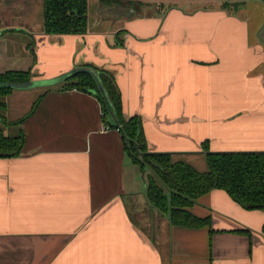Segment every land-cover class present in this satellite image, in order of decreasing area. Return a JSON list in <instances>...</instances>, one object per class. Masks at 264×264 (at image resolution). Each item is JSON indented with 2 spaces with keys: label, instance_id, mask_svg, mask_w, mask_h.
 <instances>
[{
  "label": "crops",
  "instance_id": "0c3cea01",
  "mask_svg": "<svg viewBox=\"0 0 264 264\" xmlns=\"http://www.w3.org/2000/svg\"><path fill=\"white\" fill-rule=\"evenodd\" d=\"M235 1L132 17L99 2L85 34L40 28L20 39L15 1L0 0V73H111L148 150L200 172L203 146L264 152V0ZM1 101L0 125H15L24 142L18 157L0 158V264H264V209L245 210L216 189L188 208L209 226L172 224L148 202L149 169L131 162L94 95L58 84Z\"/></svg>",
  "mask_w": 264,
  "mask_h": 264
},
{
  "label": "trees",
  "instance_id": "16d2710c",
  "mask_svg": "<svg viewBox=\"0 0 264 264\" xmlns=\"http://www.w3.org/2000/svg\"><path fill=\"white\" fill-rule=\"evenodd\" d=\"M41 31L45 35L85 34L88 28L89 0H42ZM104 5L124 6L121 0H100ZM137 12L138 5L133 7ZM137 14V13H136ZM123 15V14H122ZM120 15V16H122ZM132 17V16H131ZM264 39V29L262 31ZM90 67V66H89ZM92 68V67H91ZM99 80L108 97L107 104L95 81L85 73L61 83V89H75L94 95L101 105L102 121L113 119L111 127L122 134L124 147L133 164L140 171L149 169L146 182L148 202L168 216L172 224L182 227L201 228L209 226V217L199 219L189 213L188 208L201 195L223 190L230 199L243 209H264V152L211 153L203 146L206 170L198 172L190 164L171 161L168 153L150 152L144 142L137 118L123 116V103L114 77L97 68ZM31 79L29 71H5L0 73V83H20ZM11 89H0L5 97ZM7 106L0 101V121L5 120ZM3 114V115H2ZM24 135L6 136L0 128V158L18 157L22 152ZM264 232V223L262 225ZM248 234V231H240Z\"/></svg>",
  "mask_w": 264,
  "mask_h": 264
},
{
  "label": "rangeland",
  "instance_id": "374dc122",
  "mask_svg": "<svg viewBox=\"0 0 264 264\" xmlns=\"http://www.w3.org/2000/svg\"><path fill=\"white\" fill-rule=\"evenodd\" d=\"M15 5L13 11H10L11 23L15 24V31H18V35L20 39L26 38L24 34H32L35 31H39L42 25V0H14ZM21 2V4L19 2ZM124 6H116V5H102L100 9L104 10L105 13H109L112 16L120 17V15L127 14L128 16H136L133 13V7L138 5V11L141 13H146L147 11H155L156 9L159 10H166V8L170 6H177V7H185L190 10H194L196 8H203V9H210L211 6L222 5L226 8L228 5H231L235 0H121ZM100 0H89L88 3V15L90 21L92 22L95 16L97 15V11L99 10ZM25 3V4H24ZM3 4V3H2ZM131 8V9H130ZM227 9H231L230 6ZM230 11V10H229ZM142 13V14H143ZM122 15V16H123ZM5 23V20H3ZM2 23V24H4ZM61 85V84H59ZM47 87H38V89H43ZM49 88V87H48ZM37 89V88H35ZM34 89V90H35ZM33 90V89H32ZM3 100V97H0V101ZM3 115V114H2ZM6 120V119H5ZM4 120V121H5ZM7 123V121L5 122ZM1 124V122H0ZM8 125H0V128L4 131L5 135L7 136H16L17 128L15 125L10 124L8 121ZM197 169L201 171L206 170L205 165L199 167ZM143 187V181L141 184Z\"/></svg>",
  "mask_w": 264,
  "mask_h": 264
},
{
  "label": "water",
  "instance_id": "95a60500",
  "mask_svg": "<svg viewBox=\"0 0 264 264\" xmlns=\"http://www.w3.org/2000/svg\"><path fill=\"white\" fill-rule=\"evenodd\" d=\"M79 73H85L89 75L95 81L97 88H99L105 102L109 104L108 97L106 93L104 92V89L101 86V83L99 80V74L97 73V70L91 67H88V66H79V67L74 66L70 70L65 71L64 73L59 74L58 76L52 77L50 79H35V80H29V81L20 82V83H14V82L0 83V89L9 88L11 90L20 91V90L35 89L38 87H50V86L61 84L67 81L68 79L75 77Z\"/></svg>",
  "mask_w": 264,
  "mask_h": 264
},
{
  "label": "flooded vegetation",
  "instance_id": "af4514ba",
  "mask_svg": "<svg viewBox=\"0 0 264 264\" xmlns=\"http://www.w3.org/2000/svg\"><path fill=\"white\" fill-rule=\"evenodd\" d=\"M131 9V8H130ZM132 10H134V9H132Z\"/></svg>",
  "mask_w": 264,
  "mask_h": 264
}]
</instances>
